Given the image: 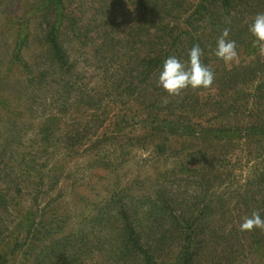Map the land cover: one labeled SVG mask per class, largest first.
I'll return each instance as SVG.
<instances>
[{
	"label": "rangeland",
	"instance_id": "obj_1",
	"mask_svg": "<svg viewBox=\"0 0 264 264\" xmlns=\"http://www.w3.org/2000/svg\"><path fill=\"white\" fill-rule=\"evenodd\" d=\"M43 1L0 0V264H142L135 248L120 255L124 207L143 246L165 237L157 252L171 261L185 237L166 205L197 224L192 264H264V230L240 228L254 212L264 217V142L246 137L264 95L247 102L264 77L244 70L226 83L222 67L248 68L264 53L253 47L221 66L208 39L220 74L208 88L185 89L188 112L160 113L171 97L159 76L138 87L134 65L159 9L141 18L137 0H61L57 9ZM174 126L183 132L160 131ZM238 126L242 140L207 139Z\"/></svg>",
	"mask_w": 264,
	"mask_h": 264
},
{
	"label": "trees",
	"instance_id": "obj_2",
	"mask_svg": "<svg viewBox=\"0 0 264 264\" xmlns=\"http://www.w3.org/2000/svg\"><path fill=\"white\" fill-rule=\"evenodd\" d=\"M195 1L137 0L136 6L138 8V11L141 13V18H144L146 15L151 14L152 11L155 12L159 9V13L157 16L158 27L155 28L156 30L153 34H151L149 28H147V36H149L150 39L148 43L141 42L142 46L147 45L146 47L150 49L145 54L139 56L137 55V59L135 60L136 62L134 65H136L135 70H137L138 75L136 79L140 78L139 80L141 84H139L138 87H141L143 84L149 81L151 82L153 78L159 76L163 64L167 58L175 56L181 62L187 61V59H189V51L194 45H199L203 50L202 62L210 67L214 73L220 74L217 66L213 67L209 64L210 58L208 55L209 51L207 45L209 44L208 39H210V44L214 46L212 47V49L215 50L217 41L224 29L229 30L228 39L234 40L236 42L237 52L242 51L244 53H250V50L253 47H255L257 50L258 47L254 46L253 44L255 38L249 31V26L252 24L255 16L258 13H264V0ZM43 3L47 6H54L53 8L55 9L62 5L61 0H44ZM59 18L60 20L58 21L62 25L63 21L61 19L64 18V15L60 14ZM51 33L48 39L53 45L52 48L55 51L54 58L55 60L57 59V62L65 67L68 65L65 53L59 45L57 34L54 33V30ZM255 51L253 52L255 53ZM122 57L123 56L117 55L116 59L120 61V63H125L126 58ZM214 62L215 64L219 63L222 66L223 60L216 57ZM250 66L251 67L248 68H245V66H241L233 70H228L226 69V67L222 66L224 70L223 73L227 78L223 81H226V83L227 80L233 81L236 76H239L240 72H243L244 70H247L250 74L256 73V79L264 77V61H261L260 58H257ZM223 73H221V76H223ZM133 81L134 80L131 79L126 80L124 89L128 91L130 86L134 83ZM253 92L254 95H251L250 102H247V107L251 105L250 103H252L255 98L257 99L259 98V96L261 97V95H264V83L259 84ZM240 93L241 92L238 91L236 94L239 95ZM119 95L123 96V91L120 92ZM163 95H168L165 90ZM170 97L171 98L166 100L167 103H165V106H162L161 104L159 105V110H157V112H165L167 111V108H169L168 110H171L173 113H186L190 110V108L187 106L189 99L191 98L190 90H184L179 96ZM232 99L234 98L232 97ZM233 107L237 106H229V109H232ZM261 109L262 108L260 107L259 110L254 114L255 118L257 119V123L254 122V124H250L248 127H246V137H258L257 139L260 144L264 142V108L262 110ZM220 111L222 110H218L216 114L219 115ZM220 114L222 113L220 112ZM174 127V129H161L160 131L164 130L165 134L167 135H176L177 133L183 132V127ZM43 131L47 132L48 129H44ZM241 132H243V127L240 126H238L237 128L229 129L228 131L218 130L216 132L217 134L207 139L210 141H216L222 139V137L225 138L226 136H222L223 134H230L234 135L239 140H242L243 138L240 135ZM230 135L228 137H230ZM115 136L117 137V134H115ZM143 199L145 200V198ZM207 203L208 201L204 204V206H206ZM166 206L167 207L163 206L164 209L162 208V213H165L168 217L174 220L173 226L180 233L181 238L183 236L185 237L183 241L181 240L182 243L179 245L177 256L173 260L168 262H166L165 260H161L162 258H160L161 256H159V254L161 255L162 252H157V249L159 248L161 250L166 246L165 237H162L160 240L155 241L154 247H151V249L147 250L148 248H145V246H143L144 244L141 242V240L144 239V236L142 238L141 232H139L141 231L140 226L135 224L136 222L135 220H133V215L130 212L128 213L127 208L124 207V209L120 210V214H118V216H120V223L124 224V229L118 228L120 229L119 231L121 235H119V237L117 238V241L122 239L121 246L119 248L120 251H122L120 253L122 257H126V251H132L135 248V250L138 251L136 253L137 258L141 260L142 264L193 263L195 259L194 252L198 247V243L195 241L197 234V231L195 233V227L197 226V224L194 221L190 222L185 220H177L173 217L174 211L170 208V206ZM109 242L111 241L109 240ZM112 242L115 243V240L112 239ZM148 242H153V240H150ZM105 243H107V240L105 241Z\"/></svg>",
	"mask_w": 264,
	"mask_h": 264
},
{
	"label": "clouds",
	"instance_id": "obj_3",
	"mask_svg": "<svg viewBox=\"0 0 264 264\" xmlns=\"http://www.w3.org/2000/svg\"><path fill=\"white\" fill-rule=\"evenodd\" d=\"M249 31L255 38L254 46L264 53V13H258ZM229 30L224 29L217 41L215 55L226 64L235 61L238 56L237 45L234 40L228 39ZM203 50L199 45H194L189 51L187 63L181 62L175 56L165 60L159 74L158 85L162 87L169 96H179L188 88H208L213 84V70L202 62ZM167 103V101H164ZM241 231L264 230V217L258 212L244 217L240 225Z\"/></svg>",
	"mask_w": 264,
	"mask_h": 264
}]
</instances>
